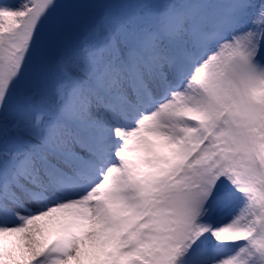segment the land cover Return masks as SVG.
Wrapping results in <instances>:
<instances>
[{
    "label": "snow or ice",
    "instance_id": "snow-or-ice-1",
    "mask_svg": "<svg viewBox=\"0 0 264 264\" xmlns=\"http://www.w3.org/2000/svg\"><path fill=\"white\" fill-rule=\"evenodd\" d=\"M0 264H264V0H0Z\"/></svg>",
    "mask_w": 264,
    "mask_h": 264
}]
</instances>
